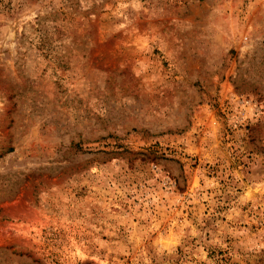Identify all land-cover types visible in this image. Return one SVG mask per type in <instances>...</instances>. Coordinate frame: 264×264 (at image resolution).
Returning a JSON list of instances; mask_svg holds the SVG:
<instances>
[{"label": "rangeland", "instance_id": "obj_1", "mask_svg": "<svg viewBox=\"0 0 264 264\" xmlns=\"http://www.w3.org/2000/svg\"><path fill=\"white\" fill-rule=\"evenodd\" d=\"M0 264H264V0H0Z\"/></svg>", "mask_w": 264, "mask_h": 264}]
</instances>
